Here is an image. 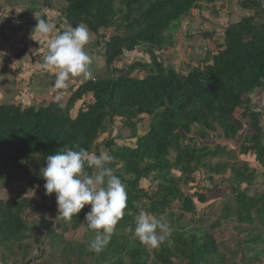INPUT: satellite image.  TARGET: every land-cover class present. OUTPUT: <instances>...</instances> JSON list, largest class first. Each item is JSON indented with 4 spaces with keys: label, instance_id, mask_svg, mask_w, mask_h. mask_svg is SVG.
<instances>
[{
    "label": "trees",
    "instance_id": "1",
    "mask_svg": "<svg viewBox=\"0 0 264 264\" xmlns=\"http://www.w3.org/2000/svg\"><path fill=\"white\" fill-rule=\"evenodd\" d=\"M63 1L59 13L69 26L84 23L93 34L113 29L101 43L105 74L89 77L72 88L62 108L54 101L26 107L0 103V186L9 184L14 172L20 174L23 183L43 186L40 174L46 156L62 151L64 146L99 154L96 141L118 118L133 145L118 146L115 137H110L102 146L114 158L109 166L126 185L127 208L107 247L94 253L87 245L95 232L84 220L90 205L67 221L57 214L56 202L40 208L38 199L17 195L0 201V258L17 256L24 260L33 247L42 253L40 248L48 240L50 250L62 245V258L75 256L81 262L88 254L94 264H264V193L247 194L257 169L246 162L237 166L220 160L222 155L232 158V151L219 143L212 146L209 141L213 137L235 141L242 129L232 116L240 111L251 130L244 133L240 154H252L264 169L262 112L250 97L256 93L264 98L261 0H238L239 7L250 13L228 23L221 34L222 49L186 73L164 64L159 53L171 46V32L179 29L181 19L199 8L202 0ZM204 1L214 4L223 0ZM52 7L51 0H27L25 13ZM41 19H46L45 13L35 22ZM20 28V24L13 26ZM211 34L204 31L200 35L206 39ZM136 50L145 55V60L115 65L125 53ZM133 71L144 75H131ZM80 100L72 116L71 110ZM145 117L148 125L140 134L138 126ZM192 128L194 136L189 135ZM201 168L210 175L209 181L212 175H222L226 170L232 175L233 180L227 182L234 205L223 206L229 211L225 217L233 213L234 229L246 233L236 240V250L220 251L211 230L197 226L177 225L164 243L150 251L139 239H131L141 211L157 218L164 216L161 219H168L170 225L183 216L174 214V204L180 212L195 214L193 198L183 193L178 182L181 176L184 182H193L194 172ZM142 180H148L154 190L141 187ZM194 197L198 204L205 203L206 194L196 193ZM31 209L38 216L37 225L28 222ZM46 212L53 216V225L45 217ZM218 224L216 221L212 227ZM81 225L85 227V242L65 239L64 234ZM129 226L133 231L128 230ZM34 229L41 230L42 238L37 233L29 234Z\"/></svg>",
    "mask_w": 264,
    "mask_h": 264
},
{
    "label": "rangeland",
    "instance_id": "2",
    "mask_svg": "<svg viewBox=\"0 0 264 264\" xmlns=\"http://www.w3.org/2000/svg\"><path fill=\"white\" fill-rule=\"evenodd\" d=\"M51 2L53 6L52 9L45 8L39 12H29L26 14L27 0H0V21L2 23L0 27V47L2 48L0 50V103L9 102L23 107L29 106L30 104L36 106L46 105L54 101V97L59 94L62 96L59 103L64 104L70 95V90L72 88L76 89V87L85 80L83 77L72 78L67 89L55 90L54 74L40 68L43 56L47 51V43L43 41L40 34L34 30L37 24V22H35L36 19L42 13H45V21L54 24L58 31L62 32L69 27L65 18L60 16L59 13V10L65 4L64 1L51 0ZM261 2L264 5V0H261ZM249 13L250 11L239 7L238 0H223L217 1L214 4H209L202 0L199 8L191 10L187 16L181 19L179 29L171 32L173 35V42L170 47H166L160 51V60L166 65L174 66L175 69L182 73H186L194 66H202L203 62L208 58V55L211 56L222 49L221 34L223 28L228 23L235 22ZM259 18L260 17H257L256 20ZM17 24H20L21 28L17 30L13 29V26ZM112 30L111 28L108 30H100L98 34H93L89 31L90 41L85 50L93 59L91 77L104 76L105 74V67L101 57V53L103 52L101 43L112 33ZM1 31L3 34H1ZM204 31L212 32L211 36L206 39L201 37L200 34ZM101 35L106 37L102 39L100 37ZM15 42L17 45L14 44ZM139 59L145 60V55L141 51H131L125 53L123 59L115 65L122 67ZM7 69L12 76L7 74ZM131 75L142 77L144 74L143 72L137 73L133 71ZM51 79H53V82ZM250 97L256 109L262 112L260 122L261 125L264 126V98H261L256 93H253ZM80 102L81 100L75 103L70 113L72 116L75 115ZM232 118L242 129L239 137L235 141L224 140L222 138L218 139L216 137L209 139V141L212 142V146L219 143L225 145L227 150L232 151V158L222 155L220 156V160H226L230 163L233 162L237 166L246 162L251 167L256 168L257 171L254 182L249 187L247 194L254 195L257 193H264V179L261 177V175L264 176V169L253 160L252 154L241 155L239 151L244 133L250 132V127L246 119L241 117L240 111H238V113L235 112ZM147 125L148 118L145 117L140 126H138V133H145ZM194 129L195 128H192V132L189 134L190 136H194ZM107 132L101 135L96 141V147L99 153L107 151L102 146V142L110 137H115L114 142L118 146L126 144L133 145V140L127 137L128 130L121 127V122L118 118L109 126ZM195 140L198 141V143L201 142L197 137H195ZM173 155L174 153L172 152L171 157ZM208 176L210 175L202 168L194 172L193 182H184L182 179L183 176H181L178 185L181 187L184 194L193 198L196 205V212L195 214L180 212L174 204L172 205V211L175 215L182 213V218L176 220L174 225H170L166 218L163 220L169 224L171 229L177 225H181L184 227L197 226L201 229L211 230L216 241V246L220 251L226 252L229 250H236V240L243 238L246 233L238 232L234 229L236 223L233 213L230 214V217H225V214L229 211L225 210L223 206L229 203L230 207L233 208L234 205V199L228 187L229 183L227 182L228 180H233L232 175L226 170L222 175H212V181L208 180ZM20 180V174L14 172L13 180L7 185L0 186V201L12 199L17 195V197L23 196L38 199L40 208L45 207L47 203L56 202V197L53 196V194L45 195V193H43V186L34 185V183L29 185ZM149 183L148 180H142L140 185L141 187L150 189V191H152V188L154 190V187L150 186ZM210 191L212 192L210 193ZM196 193L206 194L205 203L198 204V202H196L194 197ZM39 210L40 209H38L37 212H39ZM45 217L52 225L54 224L53 216L48 214V212H46ZM161 218H164V216H161ZM216 221H218L219 224L212 227ZM28 222L30 225H37L39 222L38 216L33 209L30 210ZM242 226L247 227L246 224ZM59 231L60 230H58V232ZM35 233L42 238L40 229L29 231L30 235ZM84 233L85 227L81 225V227L73 230V232L69 231L64 234V237L65 239L85 242L86 239L83 238ZM131 239L138 238L133 236ZM42 246L43 249L40 248L42 253L39 252V249H35V247L30 249L28 258H33V260L38 259L40 264H62L61 262H64L63 264H94L93 257L88 254L82 257L81 262L75 256L71 259L67 256L62 258L60 254L62 245L57 249L50 250L48 240H46ZM145 247L147 250H151V247L146 245ZM236 257L239 258L240 254H237ZM0 260L4 261L3 259ZM251 264H261V262L255 261Z\"/></svg>",
    "mask_w": 264,
    "mask_h": 264
},
{
    "label": "clouds",
    "instance_id": "3",
    "mask_svg": "<svg viewBox=\"0 0 264 264\" xmlns=\"http://www.w3.org/2000/svg\"><path fill=\"white\" fill-rule=\"evenodd\" d=\"M34 30L47 43L40 68L54 74L55 90L67 89L72 78L91 77L93 59L85 50L90 32L84 23L69 26L61 32L54 24L41 19ZM61 99L62 96L57 94L54 102L59 103ZM113 159L107 151L90 154L84 148L77 150L75 146H64L62 151L46 156L40 174L45 181V195L55 193L57 214L61 218L70 221L90 205L84 220L87 228L95 232L87 245L94 253L107 247L127 208L126 185L109 166ZM128 230L133 231V228L129 226ZM171 233L169 224L161 218L145 211L136 217L134 234L146 246L158 248Z\"/></svg>",
    "mask_w": 264,
    "mask_h": 264
},
{
    "label": "crops",
    "instance_id": "4",
    "mask_svg": "<svg viewBox=\"0 0 264 264\" xmlns=\"http://www.w3.org/2000/svg\"><path fill=\"white\" fill-rule=\"evenodd\" d=\"M2 26V23H1V21H0V27ZM5 29H7V28H5ZM1 34H3L2 33V31H1ZM14 44H16V42L14 43ZM17 45V44H16ZM2 48L0 47V50H1ZM8 70V69H7ZM7 74H9V75H11V73L9 72V70H8V73ZM1 76V75H0ZM7 76V75H6ZM12 76V75H11ZM6 81V80H5ZM28 255H29V253H28ZM28 255H27V257H25L24 259L25 260H21L19 257H17V256H12V257H10V258H8V259H3V258H0V259H3L4 261H1L0 260V264H40V262H38L39 260L38 259H34L33 260V258H28ZM29 257H31V256H29Z\"/></svg>",
    "mask_w": 264,
    "mask_h": 264
}]
</instances>
